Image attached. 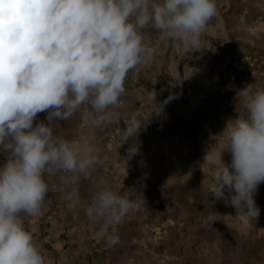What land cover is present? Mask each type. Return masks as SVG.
<instances>
[{
	"label": "rangeland",
	"instance_id": "rangeland-1",
	"mask_svg": "<svg viewBox=\"0 0 264 264\" xmlns=\"http://www.w3.org/2000/svg\"><path fill=\"white\" fill-rule=\"evenodd\" d=\"M215 4L198 48L175 50L164 34L146 32L156 57L128 73L110 123L90 129L87 105L56 122L62 138L90 139L103 162L72 185L78 204L65 200L70 177L61 173L46 177L41 214L22 217L45 264H264V183L254 197L259 218L237 216L227 189L224 198L210 193L213 170L202 164L210 148L227 149L218 135L244 114L236 91L264 87V0ZM131 115L141 130L124 143ZM101 180L135 204L119 222L86 215Z\"/></svg>",
	"mask_w": 264,
	"mask_h": 264
},
{
	"label": "clouds",
	"instance_id": "clouds-1",
	"mask_svg": "<svg viewBox=\"0 0 264 264\" xmlns=\"http://www.w3.org/2000/svg\"><path fill=\"white\" fill-rule=\"evenodd\" d=\"M215 0H0V264H45L22 217L41 214L46 177H70L68 205L79 203L72 185L88 177L102 158L91 140L69 141L55 131L87 105L90 129L110 123L112 108L125 93L130 71L153 61L158 46L146 32L164 34L175 50L198 48L216 15ZM244 114L228 121L231 160L211 148L202 164L212 171L210 193L228 200L237 216H260L255 201L264 183V87L236 91ZM46 112L45 120L38 114ZM35 122V123H34ZM141 130L135 115L124 127V143ZM135 151H129L134 155ZM135 204L97 185L84 209L89 219L119 222Z\"/></svg>",
	"mask_w": 264,
	"mask_h": 264
}]
</instances>
